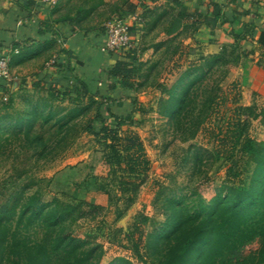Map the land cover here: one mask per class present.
I'll list each match as a JSON object with an SVG mask.
<instances>
[{
    "label": "trees",
    "instance_id": "16d2710c",
    "mask_svg": "<svg viewBox=\"0 0 264 264\" xmlns=\"http://www.w3.org/2000/svg\"><path fill=\"white\" fill-rule=\"evenodd\" d=\"M153 1L58 0L53 5L50 19L43 25L48 27L53 21L71 26L72 30H85L84 34H88L86 25L96 21L106 35L107 23L103 25L106 19L134 15L129 25L133 44L131 33L135 26L139 28L140 23L147 22L142 34L145 41L153 29L167 21L164 37L152 47L155 52L165 47L164 53L172 49V54L179 53L182 57L184 49L178 40L186 34L190 20L205 24L212 20L213 27L227 30L244 45L254 46L256 49L245 50V56H256L259 51L254 60L264 67V28L258 18L247 20L243 18L246 11L232 9L218 0H193L189 6L184 0H174L175 6L182 8L179 12L175 11L173 4L166 10L150 8ZM28 2L34 3L33 0ZM104 6L108 7L107 10H103ZM143 9L146 11L141 13ZM238 23L243 25L240 33L229 29ZM64 41L65 36L56 32L42 50V53L50 51L51 64L61 70L68 65L64 63V55L73 56V50L57 48ZM16 48L0 54L9 57L10 68L24 55ZM148 48L150 46L142 50ZM132 50L136 51L135 48ZM103 54L113 57L114 62L101 66L102 72L91 71L88 79L72 72L55 84L49 82L46 85L45 80L41 84V78L29 89L20 86L13 90L11 80L0 78V96H8L7 101H0V156L30 153L38 163L41 160L52 162L72 146L81 132L97 135L105 146V162L116 175L115 181L121 190L117 198L122 200L117 207V219H121L136 201L137 180L145 178L150 160L140 135L122 127L127 119L112 106V92L117 89L137 91L148 83L154 85L149 81L163 59L152 60L147 71L138 75V67L134 66L138 54H134L132 60L123 52ZM79 62L82 61L79 59ZM217 65H220L219 69L224 65L221 57L190 65L180 71L169 88L162 89L165 98L160 112L173 120L174 131L183 142L196 136L207 118L205 111L215 104L212 93L217 88L207 91L203 100L200 99L203 94L200 90L203 79L219 70L213 69ZM93 74L105 75L106 93L97 87L99 83ZM139 76L142 81L137 79ZM63 95L68 96L69 105H55L54 101ZM16 97L20 98L19 106L15 105ZM99 98L102 100L97 111L89 119L87 113ZM236 111L217 133L215 151L226 166L217 193L207 200L198 189L210 176L204 171V155L194 150L190 177L191 181L197 178L198 183L186 191L181 188L180 192L171 190L157 194L155 201L161 204L160 210L166 218L158 223L155 231L146 232L144 229L149 220L147 214L141 212L137 215L136 228L140 237L133 243L130 255L110 257L104 243L79 239L69 228V222L77 218L93 221L100 213L99 208L60 198L45 201L41 187L44 179L35 177L33 183L19 185L5 206L0 208V264H264V103H237ZM95 122L100 123L99 129H96ZM50 124L56 126V133L48 140L37 128ZM119 171H122L121 175L117 174ZM20 175L17 173L11 177L20 180ZM108 194L113 202L114 197L110 192ZM11 198H14L12 202ZM39 230L43 232L41 238L36 236ZM257 239L261 240L257 250L241 254L246 245Z\"/></svg>",
    "mask_w": 264,
    "mask_h": 264
},
{
    "label": "rangeland",
    "instance_id": "374dc122",
    "mask_svg": "<svg viewBox=\"0 0 264 264\" xmlns=\"http://www.w3.org/2000/svg\"><path fill=\"white\" fill-rule=\"evenodd\" d=\"M173 1L155 0L149 7L166 10L173 4L175 11H181L182 8L179 5L175 6ZM191 1L193 0H184V3L189 6ZM218 1L228 4L232 9H238L243 3L242 0ZM102 8L107 10L108 7ZM144 11L146 10L143 9L140 12L144 13ZM111 18L106 19L103 25ZM190 21L186 34L178 40L181 41L180 47L184 49L182 57H179V53L172 54V49L164 53L165 47L157 52L152 47L164 37V29L168 27L167 21L153 29L154 31L145 41L142 34L146 30L147 22L142 25L140 23L139 28L135 26L131 33L134 41L132 48L123 51L125 55H130V60L134 54H138L134 62V66L138 67V75L147 71L148 64L152 60L162 58L163 62L149 81L154 85L148 83L137 91L117 89L112 92V106L127 119L122 127L132 129L140 135L150 160V168L145 178L137 180L136 201L121 219H117V207L121 205L122 200L117 199L121 195V190L118 182L115 181L116 175L105 162V146L97 135L90 132H81L72 146L52 162L41 160L38 163L30 153H21L19 156H15L14 153L10 156H0V208L5 206L10 195L17 191L19 185L31 183L35 177L42 178L44 179L41 183L44 191L43 200L60 198L66 201L84 202L99 208L100 213L95 220L89 222L88 219L77 218L69 222V228L78 235L79 239L104 243L107 255L111 257L133 253L132 245L140 237L139 230L136 228L139 213L149 216L144 226L146 232L155 231L158 223L165 220L166 214L160 210L161 204L155 201L157 194H166L171 190L180 192L181 188H183L182 191H186L189 186L198 183L197 178L191 181L190 177L193 169L191 157L194 150L204 155L206 164L204 171H207L210 176L209 180L202 183L198 189L207 200L212 198L221 186L226 173L225 163L215 151L217 133L229 119L235 116L237 103L242 105L264 103V67L254 60L259 51H256V56H245V50L256 49L254 46L244 45V42L239 41L227 30L213 27L212 20H209V24L195 19ZM260 23L264 28V20ZM91 25L94 29L90 30ZM242 28V23L235 24L234 27L229 26V29L235 33H240ZM86 29H89L88 34H84L85 30L75 29L81 34V41L75 48L72 45V50L78 55L74 56V64L79 65V71L83 72L84 76L92 74L89 73L88 68L91 66L85 60L89 61V57L92 55L94 57L99 51L102 52L105 41V34L101 32L102 26L96 21L88 22ZM148 46L150 48L142 50L143 47ZM134 48L136 51L132 50ZM216 57H221L224 65L220 69V65L214 66V70H219L203 79L200 90L203 93L200 99L203 100L208 94L207 91L213 87L217 88L212 93L216 99L215 104L205 111L207 118L196 136L183 142L174 131L173 120L160 112L161 102L165 98L162 89L169 88L180 71L186 67L204 64L207 60ZM79 59L82 62H79ZM84 64L87 66L86 71L81 72ZM94 69L101 71V68H93L91 71H95ZM93 76L97 84L99 83L97 87L100 91L106 93L105 75L93 74ZM137 79L143 80L140 76ZM158 84L160 86H157ZM95 86L96 83L92 85V88L94 89ZM3 97L0 96V101L2 99L7 101L8 96ZM101 100L99 98L91 106L87 113L89 119L95 115ZM19 101L20 98L16 97V106H19ZM54 104L69 105V98L63 95L57 98ZM94 124L96 129H99L100 123ZM256 124L257 122L254 121V125ZM37 129L42 131L48 140L56 133V126L52 124L44 128L39 126ZM17 173L21 174L20 180L11 177ZM121 173L122 171H119L117 174L121 175ZM108 192L114 197L113 202ZM13 199L11 198V202ZM42 234L43 232L39 230L36 236L41 238ZM260 245L261 240L257 239L246 245L241 254H249L257 250Z\"/></svg>",
    "mask_w": 264,
    "mask_h": 264
},
{
    "label": "crops",
    "instance_id": "0c3cea01",
    "mask_svg": "<svg viewBox=\"0 0 264 264\" xmlns=\"http://www.w3.org/2000/svg\"><path fill=\"white\" fill-rule=\"evenodd\" d=\"M28 1L0 0V54L12 52L16 47L15 50H22L24 54L10 68L12 89L17 90L20 86L33 87V84L39 82L41 78L43 79L41 84H44V80L46 85L49 82L55 84L72 72L84 76L82 70L86 71L87 66L84 64L80 73L79 65L74 64V56H78L74 51L71 57L64 55V63H68L64 66V70L51 64L50 51L42 53L56 32L65 36V41L57 45V48L64 47L71 50L72 45L75 48L81 41V34L72 30L71 26L53 21L48 27L44 26L43 22L50 19L54 6L43 0H33V4H28ZM241 2L243 3L238 10L247 12L243 18L247 20L258 18L260 22L264 20V0H242ZM92 56L89 57V61L85 60L91 66L88 67L89 73L93 68L99 69L101 66L110 65L115 60L100 51L94 57ZM91 75L87 74L84 77L88 79Z\"/></svg>",
    "mask_w": 264,
    "mask_h": 264
},
{
    "label": "built area",
    "instance_id": "2783aa9c",
    "mask_svg": "<svg viewBox=\"0 0 264 264\" xmlns=\"http://www.w3.org/2000/svg\"><path fill=\"white\" fill-rule=\"evenodd\" d=\"M43 1L50 5H56L58 3V0ZM134 18V15H128L122 18H115L107 23L102 51L107 54L121 53L132 46L129 25ZM0 78H5L7 80L11 79L8 56H0Z\"/></svg>",
    "mask_w": 264,
    "mask_h": 264
}]
</instances>
